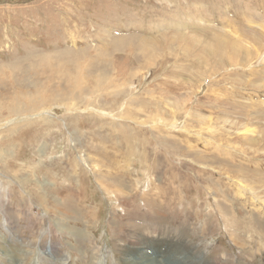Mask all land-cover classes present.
Listing matches in <instances>:
<instances>
[{
    "label": "rangeland",
    "instance_id": "rangeland-1",
    "mask_svg": "<svg viewBox=\"0 0 264 264\" xmlns=\"http://www.w3.org/2000/svg\"><path fill=\"white\" fill-rule=\"evenodd\" d=\"M263 203L264 0H0V264L173 263L126 245L203 225L195 264H246Z\"/></svg>",
    "mask_w": 264,
    "mask_h": 264
},
{
    "label": "bare ground",
    "instance_id": "bare-ground-1",
    "mask_svg": "<svg viewBox=\"0 0 264 264\" xmlns=\"http://www.w3.org/2000/svg\"><path fill=\"white\" fill-rule=\"evenodd\" d=\"M225 38L235 40L234 44H232V43L229 44L232 48L229 47V50L226 52V57H225L226 62L230 63L231 59H233L234 56H236V58H234V59L238 60L240 63L244 64L242 61V60H244V56H242V54L245 51V49L243 46H241V47L237 46L240 44L239 40H237L238 38H234L230 34L225 33L224 38H221L219 40L227 41V39H225ZM143 41L145 42L146 40H143ZM204 42H205V40H204ZM247 63H249V62H247ZM47 98L48 97H46V99ZM46 99L44 101H46ZM48 100H49V98H48ZM51 107H53V106H51ZM119 181H121V180H119ZM186 207H187V205H186ZM220 210H221L220 213L224 214L222 209H220ZM232 216H234V215L231 214V217ZM231 221H232V223H234V221L232 219H230V222ZM230 222L228 225H226L227 228L230 227ZM236 226H237L236 228L242 230L241 225L237 221H236ZM118 230L121 232L122 228H118ZM198 232L199 233H197V234H192V235L188 236V238L181 237V236H179V234L177 235V233H175L176 235H171V237L167 236L164 238L161 233L156 232L157 235H154L152 232H147L143 235L144 238H142V240L140 238H136L135 236L131 240H129V242L126 245V249L133 248V246L137 245L139 248H137V251L135 253L136 257L143 256L145 254L154 255V252L152 251V249L148 250L150 248L149 245L147 246L148 248H145V249L141 248V246L144 243V240L145 239L152 240V242H154V245L157 244L158 242H159V245H161L160 241L163 240V241L169 242L168 245L172 246L171 247L172 254L168 255V257H165V258H167L168 260H173V263H170V262L166 263V262L160 261L159 264H195L197 262H201V259L198 256V253L195 252L196 247L191 246L190 244H187V243H191L193 241V245L201 244L204 247V249L206 247H209L208 250L214 248L212 245L207 244L205 238L202 239V237H205L204 232L205 233L209 232L207 230V227H205L203 225L202 229H200ZM240 234L242 235L243 240H242V246H241L242 253H240L239 255L245 259L246 264H264V230H262L261 228L258 229V226H256V227L252 226V228L250 230H248L244 233L242 231H240ZM176 237H178V239ZM175 238L178 241L180 240V242H178V244H176L174 246L171 242L173 240L175 241ZM169 239H170V241H169ZM194 239H196V240H194ZM159 245H157V246H159ZM152 247H154V246H152ZM154 248H156V247H154ZM120 251L122 252L123 255L127 254V251H125V250L124 251L120 250ZM134 264H158V263L155 260L149 259V260H143L139 263H134Z\"/></svg>",
    "mask_w": 264,
    "mask_h": 264
},
{
    "label": "clouds",
    "instance_id": "clouds-1",
    "mask_svg": "<svg viewBox=\"0 0 264 264\" xmlns=\"http://www.w3.org/2000/svg\"><path fill=\"white\" fill-rule=\"evenodd\" d=\"M3 223L6 225L7 224V221H4Z\"/></svg>",
    "mask_w": 264,
    "mask_h": 264
}]
</instances>
